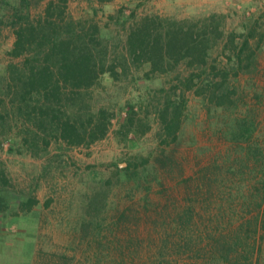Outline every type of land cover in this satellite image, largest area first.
Wrapping results in <instances>:
<instances>
[{"label":"trees","instance_id":"trees-1","mask_svg":"<svg viewBox=\"0 0 264 264\" xmlns=\"http://www.w3.org/2000/svg\"><path fill=\"white\" fill-rule=\"evenodd\" d=\"M20 1L23 9H15V42L9 56L21 61L9 62L0 73V149L9 141L10 152L39 158L47 154L52 143L89 147L105 139L120 110L118 100H102L109 87H135V97L124 101L125 114L120 110L117 119L114 133L120 144L127 146L131 135L139 139L157 127L158 143L152 150L128 152L123 167L110 163L101 189L87 195L82 228L92 229L91 242L96 248L92 253V245H88L89 256H93L89 262L127 264L128 256L137 254L134 249L138 247V237L117 236L113 243L104 235L116 236L141 221L137 211H122L115 201L109 204L106 191L119 186L127 189L132 200L142 191L139 205L145 218L162 229L163 236L157 242L146 238L148 245L156 242L150 264H179L181 256L200 264H250L255 247L249 242V233L254 220L242 223L230 236L217 237L218 229L210 233L203 221L195 219L194 199H188L180 211L176 203H170L177 215L170 222L169 204H162L151 195L157 186L160 198L168 202L166 194L175 186L183 183L191 187L196 182L194 177L183 178L177 184L173 177V188L166 184L174 173L183 176L176 148L187 118L188 96L192 94L200 100L207 117H215L214 134L227 145L222 162L214 157L205 171L217 172L216 179L220 181L221 175L238 171L244 174L253 162L252 172L260 174L255 188L262 193L261 204L257 205L260 208L264 204V152L254 139L256 123L250 113L238 112L239 77L256 63L258 45L253 47L250 42L256 36L255 28L246 34L230 32L224 37L223 18L217 15L192 21L156 14L136 19L132 12L133 22L123 30L125 39H120L108 34L105 25L95 18L71 17L68 0L49 1L37 18L30 16L28 0ZM8 4V0H0L2 9ZM120 23L125 26L122 20ZM259 36L262 40L264 35ZM219 40L223 41L222 46L213 57ZM182 67L184 77L179 72ZM162 75L169 77L168 87L147 86L140 90L141 84H150ZM15 128L16 137L4 139ZM204 178L197 177L200 183ZM8 186L9 181L0 170V221L10 227L34 213L39 201L35 187L14 193ZM222 210L220 205L216 212L219 223L226 215ZM153 213L158 217L153 219Z\"/></svg>","mask_w":264,"mask_h":264},{"label":"rangeland","instance_id":"rangeland-1","mask_svg":"<svg viewBox=\"0 0 264 264\" xmlns=\"http://www.w3.org/2000/svg\"><path fill=\"white\" fill-rule=\"evenodd\" d=\"M49 1L57 0H28L30 16L37 18ZM8 3L5 9L0 5V73L9 62L21 61L12 60L9 52L15 42L13 27L16 20L15 9L17 7L19 10L23 9L22 2L8 0ZM109 4H112L111 8H96L85 0H71L68 4V13L76 20H91L90 13L96 9L98 16L94 17V21L105 25L108 34L120 39H125L123 30L133 22L132 12H135L136 19L145 14H156L176 20L192 21H202L211 15H217L223 18L224 37L230 32L246 34L249 29L255 28L256 36L251 38L250 42L253 47L258 45L256 63L250 71L242 73L239 77L241 100L238 112L241 115L246 112L251 114L257 128L254 139L264 152V36L262 40L259 36L264 35V0H110ZM121 20L125 26L121 25ZM222 43L223 41H218L213 57L219 53ZM182 69L183 67L179 72L184 77L186 74ZM168 79L169 77L165 75L156 76L150 84H141L140 90L143 91L147 86L168 87L170 80ZM105 83L107 86L110 85L109 82ZM115 89H119V92ZM133 89L135 87L132 84L127 88L109 87L107 96L104 95L102 100L103 102L105 98L115 102L118 100L117 105L125 114L126 109L122 106L128 97H135ZM188 99L187 118L176 148V157L183 165V176L179 177V173H174L170 180L166 179V184L173 188V184H170L173 177L177 184L183 178L194 177L196 182L191 184V187L182 185L183 183L181 186H175L166 194L170 198L168 202L166 198H160L159 187L155 186L151 198L162 204H169L170 222L177 218L176 211L170 203L172 205L176 203L177 211H180L188 199H194L195 219L203 221L210 233L214 234V230L218 229L217 237L227 234L230 236L242 223L249 219L254 220L249 233L251 236L249 242L255 247L250 264H264V204L260 208L257 205L261 204L262 193L255 188L258 186L260 174L252 172L253 162L250 163L249 169L244 170V174L238 171L221 175L220 181L216 179L217 172L212 174L205 171L206 167L212 165L214 157L222 162L221 155L226 151L227 145L214 134L212 125L215 117H207L205 108L195 96L189 94ZM118 118L113 119L111 131L105 139L89 147H68L52 143L47 154L39 158L12 153L8 149L9 141L4 142L5 146L0 149V170L9 181L8 189L20 193L35 187L33 190L39 205L34 213L22 217L18 223H13L10 227L5 225L6 221H0V264H91L89 260L91 261L93 256H89L87 249L91 244L92 253L96 252L95 244L91 242L94 236L91 228H82L81 220L87 195L101 189L102 182L109 174L107 168L110 163H118L123 167L128 152L152 150L158 143L155 137L157 127L153 126L151 132L139 139L131 135L127 146L120 144L114 133L118 128ZM16 129L4 139L16 137ZM197 177L204 178L205 186ZM198 186L202 189H197ZM106 193L109 196V204L115 201L119 203L122 211L125 208H128V212L137 211L141 221L130 229H123V232L116 236L105 233L104 235L108 240L113 239V243L117 242L114 239L117 236L138 237L140 239L138 247L134 249L137 254L134 257L128 256L127 264H150L155 251L154 243L163 236V232L157 225H153V220L148 221L145 218V212L139 205L143 192L137 193L134 200L128 197L127 189L119 186H111ZM220 205L223 206V213H226L221 223L218 222L216 215ZM107 215L110 222L111 212L109 211ZM151 216L153 219L158 217L155 213ZM146 238L154 239L156 242L148 245L149 241ZM179 264H200V261L198 263L187 256H181Z\"/></svg>","mask_w":264,"mask_h":264},{"label":"crops","instance_id":"crops-1","mask_svg":"<svg viewBox=\"0 0 264 264\" xmlns=\"http://www.w3.org/2000/svg\"><path fill=\"white\" fill-rule=\"evenodd\" d=\"M71 0H68V4L70 3ZM85 1H88L91 3V5L95 6L96 8H111L109 4V1L110 0H104V1H100L99 0H85ZM98 10V9H97ZM91 17L94 18L96 16H98V12L95 10H93L91 13H90Z\"/></svg>","mask_w":264,"mask_h":264}]
</instances>
